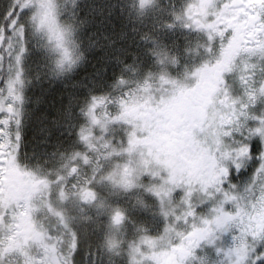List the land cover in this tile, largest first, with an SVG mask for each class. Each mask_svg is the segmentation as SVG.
<instances>
[{
    "label": "snow or ice",
    "instance_id": "obj_1",
    "mask_svg": "<svg viewBox=\"0 0 264 264\" xmlns=\"http://www.w3.org/2000/svg\"><path fill=\"white\" fill-rule=\"evenodd\" d=\"M149 2L140 0V7ZM12 4L5 13L6 24L0 25V44L7 49L15 37L19 45L14 74L5 76L0 84V112L5 113L0 116V176L11 189L10 198L0 205V234L18 241L31 228L48 239L37 228L35 216L45 203L51 205L54 192L62 203L72 200L82 211L87 206L103 213L106 201L93 184L127 191L147 173L159 183H150L146 190L159 198L163 215L173 219L161 235L142 234L129 243V264H185L202 241L212 243L228 229H233L232 243L225 252L228 264H264V115L252 117L258 120L257 125L241 127L242 118L249 115V105L258 94H264V78L256 77L258 65L252 60L264 58V0H186L176 18L186 27L205 30L209 41L220 38L211 62L191 73L195 78L191 86L163 74L155 84L148 79L135 83L114 98L119 105L115 115H109L105 107L111 100L93 96L85 109L89 123L79 130L86 150L70 157L72 161L79 159L82 166L66 163L67 173H57L51 181L17 163L20 137L10 131L13 122L19 123L18 104L22 101L18 86L24 26L17 12L34 8L31 22L37 31L47 34L59 54L56 66L61 69L65 63L71 66L75 62L67 46L68 29L56 19L54 0H12ZM234 69L239 72L244 98L230 96L225 88L223 74ZM113 120L130 126L123 144L114 145L93 133V126L105 129ZM253 136L260 142L255 151ZM253 160L256 163L248 179L233 184L232 173L241 174ZM104 161H112L111 170L104 171ZM176 188H182L184 195L172 204L168 198ZM193 192L215 195L216 203L206 216L194 212ZM225 204L231 208L226 209ZM58 215L64 219L62 213ZM124 219V212L117 209L111 213L108 227L118 230ZM71 238L70 254L61 251L52 264H74V229ZM4 244L0 240V246ZM106 245L116 252L121 241L110 233ZM0 250L10 254L9 247Z\"/></svg>",
    "mask_w": 264,
    "mask_h": 264
},
{
    "label": "rangeland",
    "instance_id": "obj_2",
    "mask_svg": "<svg viewBox=\"0 0 264 264\" xmlns=\"http://www.w3.org/2000/svg\"><path fill=\"white\" fill-rule=\"evenodd\" d=\"M185 3L186 0H150L141 8L140 0H54L56 19L68 29L67 46L75 61L71 66L65 63L62 69L56 66L59 54L47 34L37 31L31 22L34 8H26L20 17L24 21L26 40V48L20 57L21 84L18 86L22 101L18 104L19 123L14 122L17 127L12 132L13 136L18 133L20 137L17 163L37 176L55 180L57 173H67L63 167L66 163L69 167L73 164L82 166L79 159L72 161L70 157L74 152L86 150L79 139V130L89 123L84 111L93 96L109 99L112 91L130 88L145 79L155 84L162 74L191 86L195 79L191 73L201 62L212 60L220 38L213 37L209 41L205 30L186 27L182 19L178 20L176 17L182 13ZM11 7L12 0H0V22ZM252 60L258 65L256 77L264 78V58L253 57ZM80 65L81 71L77 72L76 67ZM176 66L181 67L171 76V69ZM73 70L76 71L72 76L69 72ZM226 74L228 85L225 88L229 95L244 98L239 72L234 69ZM250 105L252 113L247 121L264 115V94H258ZM109 115H113L111 111ZM117 122L110 121L105 129L93 126L94 135L102 136L114 145L123 144L130 126H119ZM257 124L258 120L252 119V126ZM243 125L241 123V127ZM254 142L260 143L258 136L252 137ZM56 154L57 162H54ZM111 168L112 161H104V171ZM150 183H159V180L145 173L137 186L127 191H113L107 184H93L106 201L103 213L87 206L82 211L72 200L62 203L54 192L51 205L45 203L36 214V226L42 233L45 219L54 222L59 232H66L68 240L65 244L68 245L74 229L76 248L81 255L74 264H129V243L142 234L161 235L166 223L173 219L171 215H163L159 198L146 190ZM183 195L184 190L176 188L168 200L177 204ZM190 199L194 212L204 216L216 203L215 195L202 192H193ZM225 208L230 209L231 204H225ZM117 209L124 212L125 219L118 230L110 229L109 217ZM59 213L63 214V220ZM110 233L120 239L119 251L107 249ZM232 233L233 229H228L220 232L212 243L202 241L185 264H228L229 257L225 252L232 243ZM35 239L40 238L28 241L21 237L9 246H0L9 247L10 251L9 254L0 250V264L1 258H11L15 253L26 254ZM0 240L9 241L3 234H0ZM68 245H62L65 252ZM44 246L51 258L57 256L49 244Z\"/></svg>",
    "mask_w": 264,
    "mask_h": 264
},
{
    "label": "trees",
    "instance_id": "obj_3",
    "mask_svg": "<svg viewBox=\"0 0 264 264\" xmlns=\"http://www.w3.org/2000/svg\"><path fill=\"white\" fill-rule=\"evenodd\" d=\"M21 12L22 11H18L17 15L19 17V21L20 23L24 26L23 24V20H20L21 17ZM6 24V17L4 16L3 19L0 22V25H4ZM22 44L24 49L26 48V40H25V28L23 30V39H22ZM18 48L19 45L16 42L15 37H13L11 39V41L9 42V46L7 47V49H5V46L0 44V84H2L4 82V77L7 75H13L14 74V65H15V54L18 52ZM20 57H21V53H20ZM264 62V60H263ZM20 63V62H19ZM81 64V63H80ZM81 67L82 65H80V67L77 69L78 71H81ZM73 76V72H71V74ZM67 76H69V73L67 74ZM71 76V77H72ZM123 90H120L118 92H111L109 95V99L112 101V106H111V111H116L119 108V105L115 103L114 98L120 94H122ZM5 115V113L0 112V116ZM13 128V123L12 126L10 125V130L12 131ZM2 264H26L28 261H31V264L35 261V260H39V257H34L33 254L31 253H26L24 255H21L20 253H15L12 255L11 258H7V259H2Z\"/></svg>",
    "mask_w": 264,
    "mask_h": 264
},
{
    "label": "flooded vegetation",
    "instance_id": "obj_4",
    "mask_svg": "<svg viewBox=\"0 0 264 264\" xmlns=\"http://www.w3.org/2000/svg\"><path fill=\"white\" fill-rule=\"evenodd\" d=\"M226 73H224L223 75H225ZM242 123H244V125L242 126V128L244 127H251L249 124L252 123V118L250 119V121H247V117H244L242 118ZM251 139V142H252V137L250 138ZM257 148L255 149H258L259 148V144L256 146ZM252 164V161L250 162V165ZM249 169H251V167H246L245 169V173L248 174L249 172ZM242 173L237 175L235 172L232 173V183L233 184H236L237 182H240L243 178H242ZM3 180H4V177H0V183L2 185L1 187V190L2 191H5V192H2L1 193V196H0V205H3L5 200L6 199H9L10 198V192H11V189L6 185H4L3 183ZM30 232V233H29ZM43 234V233H42ZM34 238H40V239H35L34 241H32L33 243H39L42 239L41 235H38L37 233H34L31 228L29 229H26L25 232H24V235L22 236V239L24 240H33ZM38 245V244H37ZM44 251V249L42 250V252Z\"/></svg>",
    "mask_w": 264,
    "mask_h": 264
}]
</instances>
